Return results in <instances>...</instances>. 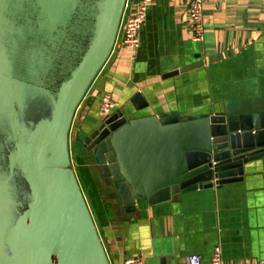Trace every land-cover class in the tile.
<instances>
[{
  "label": "water",
  "instance_id": "obj_1",
  "mask_svg": "<svg viewBox=\"0 0 264 264\" xmlns=\"http://www.w3.org/2000/svg\"><path fill=\"white\" fill-rule=\"evenodd\" d=\"M49 1L0 0V74L13 65L17 70L19 79L8 84L23 98L26 121L23 135H0V183L7 191L2 200L20 205L33 197L13 222L4 223L0 206V264H110L71 168L69 132L79 99L112 52L127 0H102L94 47L54 94L45 87L56 79L40 40L53 38L60 12L76 4L53 0L50 11ZM36 14L45 21L29 18ZM5 88L0 82V106L7 104ZM33 100L45 112L49 108L37 122L27 110ZM132 101L136 110L117 109L83 141L127 213L139 203H176L185 192L240 181L247 164L264 159V102L215 106L182 119L178 112L151 110L140 93ZM18 114L14 108L13 130L21 126ZM4 117L0 132L10 133Z\"/></svg>",
  "mask_w": 264,
  "mask_h": 264
},
{
  "label": "crops",
  "instance_id": "obj_2",
  "mask_svg": "<svg viewBox=\"0 0 264 264\" xmlns=\"http://www.w3.org/2000/svg\"><path fill=\"white\" fill-rule=\"evenodd\" d=\"M138 1L130 0V14ZM203 5L205 37L199 41L192 36L187 0H154L140 46L131 50L116 37L74 109L71 168L81 186L75 160L85 158L86 170L95 165L97 175L87 179L102 184L95 203L113 264L133 256L143 257L145 264H185L189 254L209 264L216 247L224 264L264 260V159L247 164L240 181L185 192L176 203H139L127 213L93 154L79 155L84 139L102 122L105 93L128 111L136 110L132 100L140 93L151 110L178 112L182 119L215 106L264 102V0H204Z\"/></svg>",
  "mask_w": 264,
  "mask_h": 264
},
{
  "label": "trees",
  "instance_id": "obj_3",
  "mask_svg": "<svg viewBox=\"0 0 264 264\" xmlns=\"http://www.w3.org/2000/svg\"><path fill=\"white\" fill-rule=\"evenodd\" d=\"M73 1L76 4L73 10H70L67 7L64 12H60V26L58 27L59 31L54 33L53 38L40 40L48 48L49 56L47 62L50 68L49 73H52L53 75V72L56 71V67L59 70V84L70 78L71 73L84 60L89 48L91 47L92 49L94 47L98 37L96 20L99 13V4L102 2V0ZM48 4L50 11H52L55 8L54 1L50 0ZM8 10L11 11L9 7ZM29 18H33L35 21L44 20V18H40L38 14H36L35 17L30 15ZM32 28L33 27L31 26V29ZM86 29L89 32V38H84V30ZM74 34L77 36H82V38H73ZM57 44L59 45V50L56 52V48L58 47ZM89 182L91 184L94 183V179H89ZM90 188L93 192H95L94 186H90ZM88 204L90 206L91 212H93L92 214H94V211H92V205L90 202H88ZM96 206L97 204L95 203L93 207ZM94 220H96V223L97 219L95 218ZM96 225L99 234L102 235L98 222Z\"/></svg>",
  "mask_w": 264,
  "mask_h": 264
},
{
  "label": "built area",
  "instance_id": "obj_4",
  "mask_svg": "<svg viewBox=\"0 0 264 264\" xmlns=\"http://www.w3.org/2000/svg\"><path fill=\"white\" fill-rule=\"evenodd\" d=\"M189 3L190 29L194 40H203L205 37L204 22V0H187ZM154 0H139L135 11L129 13L130 0L126 1L118 36H121L123 46L131 50L140 46V32L147 18L148 10ZM118 109V103L112 94L105 93L101 97L100 110L103 118L113 114ZM106 248V247H105ZM107 251V249H106ZM108 254V252H107ZM109 256V254H108ZM110 264H113L110 257ZM121 264H145V259L141 256H133L125 259ZM185 264H205L198 254L186 256ZM209 264H224L220 247H216ZM264 264V260L257 263Z\"/></svg>",
  "mask_w": 264,
  "mask_h": 264
},
{
  "label": "flooded vegetation",
  "instance_id": "obj_5",
  "mask_svg": "<svg viewBox=\"0 0 264 264\" xmlns=\"http://www.w3.org/2000/svg\"><path fill=\"white\" fill-rule=\"evenodd\" d=\"M89 38V32L88 30H84V38ZM73 38H82V36H77L76 34H74V37ZM57 48H56V52L59 50V45L57 44ZM13 65V64H12ZM14 66V65H13ZM12 66V68H10L9 70V73H1L0 74V82L2 84H4V86L8 89H6V94H5V101L7 102L6 105H1L0 106V114L2 113H5L7 114V118L6 119H3L2 122L5 123L7 125V129L10 130V133H4V132H0V135L2 137L4 136H7L8 137L10 136V134H13V133H19L21 135L24 134V127L26 126L25 122L24 121V114L21 110V105H20V101L23 103V98L20 96L19 93H16L15 95L12 94L10 92V89H9V81L11 79H19V77H15L13 75H16L17 74V70ZM53 77L56 79V81L54 83H52L51 85H46L45 87L47 89H49L53 94L56 93L58 91V88H59V83H60V78H59V70L58 68L56 67V71L53 72ZM18 94V95H17ZM18 96L20 99H18ZM6 97L8 98V100L6 99ZM14 108H16L18 110V116H19V120H20V123H21V126L19 128H17L16 130H13V126H12V118H13V112H14ZM28 115L29 117H32L34 122H37L39 121L40 119H43L49 112V108H46V112L44 111L43 109V106L39 105L35 100L31 101L30 104L28 105ZM8 120V122H6ZM97 128V127H96ZM95 128V129H96Z\"/></svg>",
  "mask_w": 264,
  "mask_h": 264
},
{
  "label": "rangeland",
  "instance_id": "obj_6",
  "mask_svg": "<svg viewBox=\"0 0 264 264\" xmlns=\"http://www.w3.org/2000/svg\"><path fill=\"white\" fill-rule=\"evenodd\" d=\"M18 88V87H17ZM79 148V146H78ZM85 154H86V151L84 153V147H82V145H80V150H79V155H82V157H85ZM84 162H87L85 161V158L83 159ZM82 161V162H83ZM78 160H75V164L76 166L73 165V168L75 167L77 169V173L79 175V180L81 181V186L82 188H84L85 190V194H86V197L88 199V202H90V204L92 205V208L94 211V219L96 218L97 219V222L100 226V213H99V210H98V203H97V206L96 207H93V205L95 204V199L99 197L98 193H97V190L99 192L100 188L101 187V182L99 179L97 180H94V183H92V186H96L94 187L95 189V192H93L90 188L91 184H89L87 181H89L87 179V177L90 178V175L93 176V175H97V170L95 169V165L92 167L88 166V168L90 170H86L87 167L84 165L86 163H82ZM72 164H73V161H72ZM83 166V167H81ZM74 168V169H75ZM87 175V176H86ZM95 178V177H94ZM5 186L2 185V183H0V206L3 207L4 209V217H3V220H4V223L8 220L9 222H13L16 218H17V215H19V213H21L23 210H25L28 206V201L30 200V202L32 201L33 197H28L26 200V202L24 203H21L20 205L17 204V200H14L11 198V200H9L8 198H6L8 201H5V203L3 202L2 198L6 195L5 192H7L5 190ZM8 193H9V189H8ZM12 194V193H10ZM3 196V197H2ZM6 202H8V206H6ZM94 202V203H93ZM93 213V212H92ZM96 221V220H95ZM96 222V224H97ZM102 234V233H101Z\"/></svg>",
  "mask_w": 264,
  "mask_h": 264
}]
</instances>
